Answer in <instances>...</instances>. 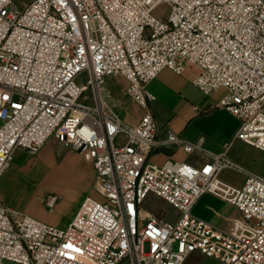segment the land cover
Instances as JSON below:
<instances>
[{
  "label": "built area",
  "instance_id": "obj_1",
  "mask_svg": "<svg viewBox=\"0 0 264 264\" xmlns=\"http://www.w3.org/2000/svg\"><path fill=\"white\" fill-rule=\"evenodd\" d=\"M189 66L205 95L226 91L217 107L239 119L235 140L264 152V0H0V177L18 150L53 139L93 164L99 186L66 229L0 195V264H264V176L229 157L232 143L216 154L174 131L159 140L148 85ZM110 78L143 109L137 124L106 98ZM162 145L205 161L152 164ZM207 193L239 216L219 227L194 215ZM151 196L178 215L146 210Z\"/></svg>",
  "mask_w": 264,
  "mask_h": 264
},
{
  "label": "rangeland",
  "instance_id": "obj_2",
  "mask_svg": "<svg viewBox=\"0 0 264 264\" xmlns=\"http://www.w3.org/2000/svg\"><path fill=\"white\" fill-rule=\"evenodd\" d=\"M30 1L32 0H15L20 7ZM168 11V7L162 5L157 13L159 15L166 14ZM107 81L104 90L105 96L124 120L128 123L135 117L140 118L142 109L123 92V83H118L112 78ZM198 93L203 95L199 90ZM202 109L203 111L208 110L204 107ZM232 148L233 146L228 155L232 160L231 155L233 153L237 155L234 162L251 172L264 176V152ZM86 165L91 166L92 163L72 149L55 143L53 140H49L35 155L18 150L13 162L0 177V195L5 203L15 211L29 214L50 225L66 229L69 223L63 224L69 217H72L82 195L86 193V196L89 194L94 197L99 196V186L89 175ZM225 171V176H221V178L238 187L244 184L246 178L243 174L232 170ZM55 195L59 196L58 202L54 207H48L46 200ZM206 204L213 205L221 213L223 219L218 217L211 219L205 209ZM145 208L149 211L166 213L170 218H175L174 216L178 215L170 205L153 196L146 201ZM194 215L210 219L219 225H222L226 217L233 219L239 216L233 206L208 193L203 195L200 204L194 210ZM196 259L199 264H215L213 259L202 256L197 258V255L196 257L192 256L185 264H195Z\"/></svg>",
  "mask_w": 264,
  "mask_h": 264
},
{
  "label": "crops",
  "instance_id": "obj_3",
  "mask_svg": "<svg viewBox=\"0 0 264 264\" xmlns=\"http://www.w3.org/2000/svg\"><path fill=\"white\" fill-rule=\"evenodd\" d=\"M197 71V67L189 66L186 73L179 74L170 68H166L148 85V90L155 97V100L151 103V107L159 125V140H163L169 131H174L188 142L195 143L203 139L204 148L216 154L222 153L227 143H232L233 148L236 147L242 151H245V149L258 150L239 140H235L240 128L239 119L225 109L217 107L226 91L217 92L212 96L205 95L192 82V78ZM198 90L203 94L202 96L198 93ZM202 107L208 110L203 111ZM143 112L142 109V114ZM139 119L135 117L128 124L135 125ZM54 142L57 143L56 141ZM236 156L235 153L231 155L234 161L237 158ZM149 160L152 164L156 165H163L167 161L188 162L193 165H200L205 161L203 156L188 154L176 145H162L158 147ZM86 166L89 175L95 181V168L93 164ZM93 172L94 174H92ZM225 172L222 173V177L225 176ZM222 179L228 182L224 178ZM85 197L86 193L82 195L76 204L72 217H69L63 225L70 224ZM202 198L203 196L197 202L194 210L197 209ZM205 209L208 211L211 219L214 217L223 219L221 213L213 205L206 204ZM201 219L219 227H226L231 218H224L225 221L222 225L214 223L210 219Z\"/></svg>",
  "mask_w": 264,
  "mask_h": 264
}]
</instances>
